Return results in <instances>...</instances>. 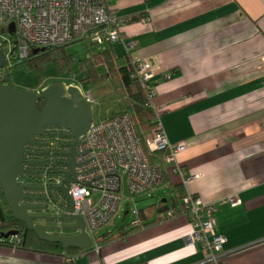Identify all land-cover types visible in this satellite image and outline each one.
Masks as SVG:
<instances>
[{
	"label": "crops",
	"instance_id": "crops-1",
	"mask_svg": "<svg viewBox=\"0 0 264 264\" xmlns=\"http://www.w3.org/2000/svg\"><path fill=\"white\" fill-rule=\"evenodd\" d=\"M111 1L125 21L128 52L154 64L155 103L169 140L186 144L177 161L187 175L163 162L161 184L170 192L171 184H182L217 203L229 264H264V0ZM113 47L118 55L127 52L122 43ZM231 195L242 203H222ZM191 231L186 215L163 214L124 237L92 239L90 248L67 255L26 248L12 237L0 243V264H207L201 244L187 243ZM67 232L62 235L79 233Z\"/></svg>",
	"mask_w": 264,
	"mask_h": 264
},
{
	"label": "built area",
	"instance_id": "built-area-1",
	"mask_svg": "<svg viewBox=\"0 0 264 264\" xmlns=\"http://www.w3.org/2000/svg\"><path fill=\"white\" fill-rule=\"evenodd\" d=\"M14 24L15 31L10 27ZM125 21L120 17L111 0H0V47L9 55L27 59L35 49L57 47L74 42L88 44L103 42L122 43L129 51L132 43L124 38ZM16 40V42H14ZM14 46L17 50H14ZM9 61V60H8ZM137 77L147 88L148 105L157 114L158 124L146 138V145L140 138L130 113H119L100 123H92L89 130L78 138L75 158V181L69 187L73 200H70L61 186L64 173L70 169L71 150L68 145L63 154L52 157L44 173L22 175L23 185H38L47 198L50 207L58 217L82 216L86 230L94 241L99 230L111 224L118 215L126 190L130 196L151 194L164 180L163 162H152L150 151L167 149L164 163L171 165L173 172L187 175L186 169L178 163V155L186 150L184 142L172 143L160 120L155 103L157 95L153 79L156 71L150 59L135 58ZM171 79L172 74H165ZM81 88L86 101H95L91 92ZM44 132H55L51 145L57 149L60 143H73L74 138L67 136L71 129L61 126H46ZM49 135V134H48ZM36 137L41 135H35ZM31 143H26L25 145ZM26 165L31 164L32 156L26 152ZM23 166L24 163H23ZM185 177V182L191 178ZM37 183V184H36ZM98 195V197H96ZM185 215L191 223L192 231L187 236L189 245L201 244L207 264H229L224 259V245L227 238L219 232L216 202H206L198 194L187 192L183 200ZM222 203L235 207L242 203L236 196H229ZM137 213V209L135 211ZM171 216V212L168 213ZM59 233H64V221L58 220ZM77 222L74 221L72 225ZM80 232L81 230L78 229ZM74 256H67L72 262Z\"/></svg>",
	"mask_w": 264,
	"mask_h": 264
},
{
	"label": "water",
	"instance_id": "water-1",
	"mask_svg": "<svg viewBox=\"0 0 264 264\" xmlns=\"http://www.w3.org/2000/svg\"><path fill=\"white\" fill-rule=\"evenodd\" d=\"M11 33L15 31L14 24L10 27ZM45 48L35 49L34 54L44 51ZM8 58L0 47V68L8 67ZM7 85H0V188L2 190L5 209L15 219L23 221L28 228L49 242L61 243L67 247L88 249L92 246V238L86 230V224L82 216L70 215L58 217L56 214H33L32 211L44 212L53 208L48 203L46 196H25L23 189L42 190L38 186H25L19 179L23 172L25 144L35 143V135H43L46 126H61L71 129L74 142L70 144L71 150L70 169L64 173V183L61 186L63 195L70 200V212L73 211V200L69 194V187L75 181V158L78 138L85 134L93 123L92 103L86 101L80 87L67 85L64 82L47 86L42 92L27 89H16L10 78V73H5ZM44 100L42 108L38 102ZM63 154V153H60ZM36 162V161H34ZM33 162V163H34ZM23 200L46 201V204L28 205ZM5 219L4 210L0 203V222ZM60 221H76L75 225H66L65 231L80 229L78 234L62 235L55 233L60 229L57 223ZM41 221V223H37ZM53 222V223H52ZM52 223V224H51ZM17 234V231L4 233L9 238Z\"/></svg>",
	"mask_w": 264,
	"mask_h": 264
},
{
	"label": "trees",
	"instance_id": "trees-1",
	"mask_svg": "<svg viewBox=\"0 0 264 264\" xmlns=\"http://www.w3.org/2000/svg\"><path fill=\"white\" fill-rule=\"evenodd\" d=\"M14 42H16V40H14ZM71 44L48 47L37 54L32 52L27 59H20L15 53L12 55L13 59L11 60L17 64L25 62L32 63L33 61L36 65H39L46 60L54 59L59 66L71 70L73 67L72 62L76 61L73 56L68 55L66 52L67 47ZM108 44L110 45L109 48L78 59L79 67L87 74L81 80L80 84L84 89H89L94 86H104L109 81L112 82L115 89L123 96L125 106L123 110L113 115L126 112L130 113L135 122L138 134L146 145L147 133L149 131L151 132L158 124L157 114L148 105L147 88L143 86L139 78L134 77L136 66L132 55L128 51L122 55H118L113 47L115 43L108 42ZM87 45L89 44L87 43ZM14 50H17L16 46H14ZM7 71H9V68H0V85L5 82V73ZM44 103V100H40L38 106L42 108ZM147 151L152 162H164V158L168 153L167 149L150 151L148 147ZM186 194L187 192L182 184H171L170 203L169 199L168 201L161 199L157 203L145 206L140 210L137 209V216L134 220L126 222L108 232L99 233L94 237L95 243L100 244L115 238L124 237L137 229L162 220L163 214L168 217L167 215L169 212H171V216L169 217L181 214L185 215L186 211L183 200ZM0 200H2L3 205H5L1 188ZM4 217L5 219L0 222V243H10V239L15 237L18 245L34 250L61 253L64 255L79 251L76 247H67L61 243L49 242L41 239L37 233L28 228L23 221L12 217L7 210L4 213ZM9 231H17V234L9 238L4 237V233Z\"/></svg>",
	"mask_w": 264,
	"mask_h": 264
},
{
	"label": "rangeland",
	"instance_id": "rangeland-1",
	"mask_svg": "<svg viewBox=\"0 0 264 264\" xmlns=\"http://www.w3.org/2000/svg\"><path fill=\"white\" fill-rule=\"evenodd\" d=\"M107 44V42H103L87 45L85 41H79L69 45L66 52L76 59V61L72 62L73 67L71 70L59 66L54 59L46 60L39 65H36L33 61L32 63L25 62L17 64L11 60L13 57L9 55L8 68L10 78L16 89H27L37 93L42 92L43 89L54 83L64 82L67 85L80 83L87 74L79 67L78 59H82L89 54H94L105 49ZM5 52L7 54L9 53V46L5 48ZM84 90L85 92H91L95 99V101L92 102V119L94 123L104 121L106 118L120 112L125 107L123 96L115 89L114 84L110 81L104 86H94ZM149 134L150 131L147 133L146 138ZM126 193L116 219L108 226L100 229L98 233L108 228H116L120 224L134 219L137 216L135 213L136 209H141L150 204L157 203L162 198H170V188L166 183L161 184L159 190L156 189L151 192L150 196H148V194L130 196L127 190ZM96 197H98V195ZM65 223L72 224L71 221ZM93 244H95V241Z\"/></svg>",
	"mask_w": 264,
	"mask_h": 264
},
{
	"label": "flooded vegetation",
	"instance_id": "flooded-vegetation-1",
	"mask_svg": "<svg viewBox=\"0 0 264 264\" xmlns=\"http://www.w3.org/2000/svg\"><path fill=\"white\" fill-rule=\"evenodd\" d=\"M8 68V67H7ZM9 72V71H8ZM10 73V72H9ZM1 85H7V82H3L1 83ZM45 129V128H44ZM45 130H43V135L41 136H34V142L35 143H31V144H27L26 150L27 152H29L32 156L31 159V164L29 166L26 165V161L27 159L25 158V162L23 166V175H28L29 173H36L37 175H40L41 173H44L46 168L49 166L50 164V160L52 159V157H58V155L62 152H64L65 148L72 144V143H60V145H58L57 149H54L53 146L51 145V135L55 134V132H44ZM49 134V135H48ZM26 155V153H25ZM36 161V162H34ZM34 162V163H33ZM37 184V183H36ZM25 186H38V185H25ZM39 187V186H38ZM23 195L25 196H45L40 190H31L28 188L23 189ZM1 205L3 207L4 213L6 211L5 209V205H3V201L0 200ZM24 204H28V205H39V204H46V201L42 200V201H31V200H23ZM31 213L33 214H39V213H43V214H47V215H52L55 214V211L50 209L44 212H39V211H32ZM37 223H41V221H37ZM53 223V222H52ZM51 223V224H52ZM72 225V224H71ZM71 232H67V234H70Z\"/></svg>",
	"mask_w": 264,
	"mask_h": 264
}]
</instances>
